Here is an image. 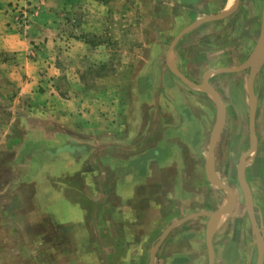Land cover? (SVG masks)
Instances as JSON below:
<instances>
[{
  "label": "crops",
  "instance_id": "0c3cea01",
  "mask_svg": "<svg viewBox=\"0 0 264 264\" xmlns=\"http://www.w3.org/2000/svg\"><path fill=\"white\" fill-rule=\"evenodd\" d=\"M155 5L162 14L154 26L161 27L162 35L147 37L134 68L121 66L99 77L95 98L87 89L65 96L51 89V72L34 68L23 56L28 47L22 46L25 66L18 69L28 75L22 91L41 99L53 115L47 129L39 127L43 134L35 128L33 136L37 143L48 141L50 159L31 166H47L40 182L84 176L77 190L91 195L85 199L91 206L60 196L61 203L78 208L72 211L71 206L66 218L82 220L87 234L107 235L113 227L114 235L129 236L128 246L124 243L135 252L133 264H205L210 212L196 197L201 199V192L213 185L200 157L211 139L217 107L203 81L209 72L240 67L250 58L261 33L264 0H155ZM126 69L128 79L122 73ZM249 72L209 75L226 118L228 99L242 104L247 91L249 106ZM260 76L264 89V57ZM223 217L213 230L214 264H250L241 262L246 250L242 235L217 226ZM220 232L227 237L217 244Z\"/></svg>",
  "mask_w": 264,
  "mask_h": 264
},
{
  "label": "rangeland",
  "instance_id": "374dc122",
  "mask_svg": "<svg viewBox=\"0 0 264 264\" xmlns=\"http://www.w3.org/2000/svg\"><path fill=\"white\" fill-rule=\"evenodd\" d=\"M155 6V0H0V264H133L135 252L124 243L128 246L129 236L114 235L113 227L107 235L87 234L88 225L82 220L66 218L71 206L72 211L78 208L61 203L60 196L66 195L80 207L91 206L85 201L91 195L77 190L84 184V176L68 174L60 181L40 182L47 166L31 165L50 159L49 143H37L34 129L43 134L39 127L47 129L53 115L41 99L22 91L28 75L19 69L25 66L24 56L34 68L51 72V89L63 96L87 89L85 93L95 98L99 77L107 78L121 66L134 68L137 56L147 48V37L162 35L161 27L154 26L162 14ZM22 46L28 47L23 56ZM122 73L124 79L131 76L129 69ZM255 93L257 149L246 159L245 174L257 224L264 232L262 76L255 79ZM244 95L242 104L226 101V123L213 156L221 180L237 195L233 213L217 226L242 235L246 250L241 262L257 264L256 235L238 177L240 159L253 145L247 91ZM209 139L200 157L202 168ZM201 176L204 178L203 169ZM211 186L201 192V199L196 197L207 213L222 208L229 198L226 191ZM216 236L217 244L227 237L221 232ZM204 248L205 264H209L206 245Z\"/></svg>",
  "mask_w": 264,
  "mask_h": 264
},
{
  "label": "water",
  "instance_id": "95a60500",
  "mask_svg": "<svg viewBox=\"0 0 264 264\" xmlns=\"http://www.w3.org/2000/svg\"><path fill=\"white\" fill-rule=\"evenodd\" d=\"M264 55V15H263V22L259 40L255 46L253 53L251 54L250 58L240 67L237 68H221L212 72H209L203 81V86L205 90L214 98L216 107H217V117L216 122L213 127V131L211 134V139L209 143V149L207 154V161H206V176L208 180L219 189L224 190L228 193V201L227 203L220 209L216 210L213 213H210V220L207 224L206 228V245L208 248V255H209V264H214L215 262V255L213 249V230L215 226V222L224 215L232 214L234 209L237 206V195L234 189L228 185H226L221 178L218 176L215 170V164L213 161V156L215 153V149L220 138V135L224 129L225 122H226V107L225 104L217 92L208 82V77L211 73L219 72V71H240L246 68L250 69L249 72V79H248V95H249V109H250V130H251V137L253 140V145L249 152L245 153L239 162L238 165V177L240 180L241 188L243 190L244 198H245V205L246 210L248 212L251 226L256 235V243L258 249V258L257 264L264 263V232L258 227L254 208H253V201L250 192L249 184L246 180L245 170H246V159L257 149V137L255 133V120H256V95H255V78L259 67L262 62V58Z\"/></svg>",
  "mask_w": 264,
  "mask_h": 264
}]
</instances>
